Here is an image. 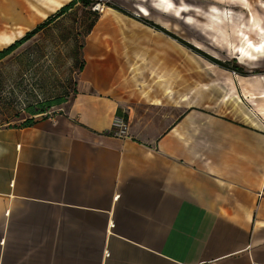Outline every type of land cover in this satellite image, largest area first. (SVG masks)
Masks as SVG:
<instances>
[{
	"label": "crops",
	"instance_id": "1",
	"mask_svg": "<svg viewBox=\"0 0 264 264\" xmlns=\"http://www.w3.org/2000/svg\"><path fill=\"white\" fill-rule=\"evenodd\" d=\"M116 1L137 16L107 7L87 33L88 87L62 112L0 125V264L264 263V73L228 76L230 100H175L168 71L137 64L153 55L117 19L167 35L140 18L168 30L180 5ZM17 2L0 0V27L23 34L28 22L3 15Z\"/></svg>",
	"mask_w": 264,
	"mask_h": 264
},
{
	"label": "rangeland",
	"instance_id": "2",
	"mask_svg": "<svg viewBox=\"0 0 264 264\" xmlns=\"http://www.w3.org/2000/svg\"><path fill=\"white\" fill-rule=\"evenodd\" d=\"M109 1L123 10L108 6L102 0L88 7L76 3L0 60V125L23 124L25 119L35 117L30 115L27 106H36L58 96L65 97V101L52 105L36 116L62 112L63 105L76 92L88 87L81 81L79 69L88 24L95 15L99 18L105 13L107 7L132 18L137 16L131 11L132 3L127 4L129 9H126L116 0ZM68 2L69 0H64L62 3ZM174 2L175 5H180L176 10L181 11L161 19L164 22L167 20L169 31L211 56L227 62L230 67L237 64L249 75L264 73V53L256 59L241 57L242 44L248 45L247 40L264 45V0ZM60 6L44 9L41 4L34 6L38 10L43 9L45 13L36 22L26 24L28 27L25 32L43 22ZM3 21L0 19V23ZM117 21L119 26L128 27L135 33V52L153 55L151 58L154 60L138 61V65H149L168 71L167 79L169 83L173 81L175 100L177 90L188 91L191 103L213 102L216 95L218 98L230 100V89L225 87L229 85V77L238 75V72L211 62L169 35H160L148 28L134 27L130 21L127 23L119 18ZM17 25L19 23L2 24L0 32L16 31ZM21 34L1 43L0 48H4V45L19 38ZM1 35L3 33L0 38ZM137 40H142L141 44L135 45ZM156 79L158 83L165 80L164 77Z\"/></svg>",
	"mask_w": 264,
	"mask_h": 264
},
{
	"label": "trees",
	"instance_id": "3",
	"mask_svg": "<svg viewBox=\"0 0 264 264\" xmlns=\"http://www.w3.org/2000/svg\"><path fill=\"white\" fill-rule=\"evenodd\" d=\"M96 1H99V0H69L68 3L61 5L56 10V12H54L53 14L49 15L48 17H46V19H44L43 22H40L39 24L35 25L33 28H31L30 30L26 31L19 38L15 39L13 42L9 43V45H7L4 48L0 49V60L2 58H4L6 55H9L14 49H16L22 43H24L25 40L27 41V39H30L34 34H36L38 31H40L43 27H45L48 23H50L54 18H56L59 15L65 13L68 9L73 7L76 3H81L83 5V7H88V6L92 5L93 3H95ZM102 1H104L105 4L108 5V6H112V7H115V8L123 10L122 8H120L119 6L113 4L109 0H102ZM97 18H98V15H95V17L88 24L87 32H89L91 30V28L94 25V23H95ZM140 19L144 23H146L147 25H149L151 27H154L157 30H161L164 33H166L167 35L177 39L181 44H184V46H186V47L192 49L193 51H195L196 53L204 56L205 58H207L211 62L216 63V64L218 63V65H220L223 68H226V69H229V70H233V71L235 70L239 74H244V75L247 74L246 72H244V70H243V68L241 66H238L237 64H235L233 67H230L227 62H223L220 59H218V58H216L214 56H211L210 54L204 52L200 48H197L193 44H191L189 42H186V40H183L182 38L178 37L177 35H175L171 31L163 28L162 26L158 25L157 23H154L151 20H148V19H145V18H140ZM83 66H84V59L82 58V61H81L80 66H79L80 71L82 70ZM63 101H65V97L58 96L56 98L43 101V102H41L40 104H38L36 106H34V105L27 106V110L29 111L30 115H36L38 113L40 114V113H43V112L47 111L48 108H50L52 105H56V104L62 103ZM33 122H34V117L31 116V117L25 119V121L23 122V125H30Z\"/></svg>",
	"mask_w": 264,
	"mask_h": 264
},
{
	"label": "bare ground",
	"instance_id": "4",
	"mask_svg": "<svg viewBox=\"0 0 264 264\" xmlns=\"http://www.w3.org/2000/svg\"><path fill=\"white\" fill-rule=\"evenodd\" d=\"M63 1L64 0H28V1L27 0H18L19 4H18V2L12 3L13 5L8 6L7 10L3 13V15L7 16L12 21L18 20V21L26 22V23L27 22L28 23L36 22L45 13V11L43 9L38 10L34 6L39 5V4H41V6H43V4L46 3L47 5H45L44 8L57 7V6L61 5ZM9 2H10V0H9ZM27 3L33 5V7H31L32 9L27 6ZM21 28H23V27H21ZM21 32H22V30H18L15 32V35H17ZM12 36L13 35H9V36L1 38L0 44L8 41L9 39H11ZM247 42H248V45H247L248 47L242 45V52L245 54H251L252 52H259V51L264 50V45H262V43L255 44L252 41L250 42L249 40H247Z\"/></svg>",
	"mask_w": 264,
	"mask_h": 264
},
{
	"label": "built area",
	"instance_id": "5",
	"mask_svg": "<svg viewBox=\"0 0 264 264\" xmlns=\"http://www.w3.org/2000/svg\"><path fill=\"white\" fill-rule=\"evenodd\" d=\"M127 120L123 115H116L112 121L111 132L114 135H123L127 130ZM255 264H264V263H255Z\"/></svg>",
	"mask_w": 264,
	"mask_h": 264
}]
</instances>
